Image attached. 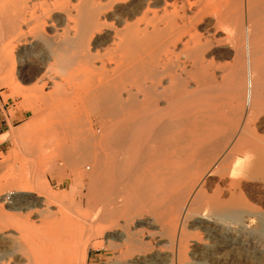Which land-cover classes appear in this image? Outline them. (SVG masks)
Returning <instances> with one entry per match:
<instances>
[{
  "label": "bare ground",
  "instance_id": "obj_1",
  "mask_svg": "<svg viewBox=\"0 0 264 264\" xmlns=\"http://www.w3.org/2000/svg\"><path fill=\"white\" fill-rule=\"evenodd\" d=\"M10 1L0 13V65L16 77L1 87L44 105V132L86 138L73 146L78 156H60L94 162L97 229L124 242L126 264H264V212L244 193L248 178L264 182V163H235L256 144L248 121L264 109V0H162L158 10L130 0ZM207 16L213 30L203 32ZM28 24L41 43L21 51L15 73V47L28 39L10 33ZM216 47L233 63L216 64ZM16 195L12 207L30 212L16 220L0 205L2 237L14 238V229L22 239L33 213L45 224L32 253H10L25 264L72 257L55 223L62 208L51 209L56 197L33 184Z\"/></svg>",
  "mask_w": 264,
  "mask_h": 264
},
{
  "label": "rangeland",
  "instance_id": "obj_2",
  "mask_svg": "<svg viewBox=\"0 0 264 264\" xmlns=\"http://www.w3.org/2000/svg\"><path fill=\"white\" fill-rule=\"evenodd\" d=\"M130 1H134L136 4H139V2L143 4L151 3V8H157L155 10H158L160 4L164 0ZM130 1L124 0V3L130 4L128 3ZM194 1L202 5L204 3L212 5L214 3L220 2V0ZM6 2H8V0H0V13L2 15L3 13L11 11V1L9 2L10 4ZM120 8L121 7H119L118 9ZM2 9L5 10L3 11V13L1 11ZM213 18V16L205 17L198 26V28L200 27L199 30L203 32L213 30L212 26L213 22L215 21V18ZM25 26L26 27L23 26L22 29H20L21 31L19 30L15 32V34L18 33V35L21 34V36L10 33V35H14L13 37L15 38L24 36L28 39L25 44L21 43L20 45H18V47H15V73L18 69L19 64L17 62H19L20 60V57L18 56L19 54H21V51L24 48H34L36 45L41 43L40 40L37 38L34 30H32V26L30 25L31 28H29V26L27 25ZM218 34L219 36L222 35L220 34V32ZM7 35L9 36V34ZM214 50L215 51L212 57L216 64L227 65L233 63V56H228L224 48L216 47ZM57 76H59V74ZM13 77L15 78L16 75L11 72L8 62L1 63L0 106L2 107L3 104H5V107H9L7 112L10 114L11 117L15 116V114H22V122L17 123V125L15 126L11 125L10 131H7L0 135V145H2L4 141H7L5 146L2 145L0 147V205L2 206L4 212H6L7 215L10 217L13 216V218H17L16 220L25 219L30 210L12 207L13 204L11 202L12 200L10 199L17 196L16 194H18V191L21 187H25L32 184L37 185L45 191L46 195L56 197L53 202L54 205L51 206V209L61 207L64 213L63 218H60L59 220L55 221V223L57 228H59V237L61 236V240L64 241V243L73 246L71 249L73 250V252H75V254L73 253L74 255L72 254V257L70 258L67 257V261L65 259L62 264H126V260L128 257L121 256L119 254V251L124 248V242L117 241L115 243H109L107 240V234L109 233L106 231H104L103 233L100 229H97L99 223L95 220L96 206L94 203L92 179L90 175V173L93 171L94 162L91 159H85L77 163H71L68 160H64V157L67 153L68 155L71 154L78 156L79 152L76 151L73 146L75 143H79L80 140L82 141L80 143L84 144L86 142V138H84V136L81 137L80 135V137L76 135L60 136L58 134H48V132H44L42 129L43 122L46 119V112H44L43 114L44 105L41 106V104L37 103L35 100H29L28 102L25 101L24 97L16 91L17 88L14 86L6 88L1 87L2 79H14ZM24 82L26 83V85L21 86L25 89H29L32 92L34 85L30 81L24 80ZM16 83L17 81L15 82V84ZM254 115L250 118L248 123L250 130H252L251 134L254 135V138L257 137L254 139V143L256 144H253V147H249L250 151L248 150L247 156H250L248 158L246 155L244 156L243 154H241L239 157L240 159L238 158L235 163H238V161L239 163H264V109L260 111V114L258 111ZM230 117V115H226L225 120H231L233 116L231 117V119ZM233 119L235 118L233 117ZM233 121H231L230 123L233 124L232 126L234 128L235 123ZM238 121H235L236 124L240 123V121ZM96 123L97 121H95L94 126L95 132L96 134L98 132V134H100V128ZM230 123H228L227 125H229ZM240 124L237 125V127L240 126ZM222 125L226 127V125H224L223 123ZM221 126L219 127L221 129H224L223 126ZM237 127L235 129H238ZM226 128L228 129V127ZM230 129L232 128H229V131ZM59 138H63V140H60ZM58 139L59 141H57ZM60 141H63V144ZM63 145H67L70 151H62L60 147H62ZM254 145H256V147ZM71 149H74L75 151ZM60 155H64V157ZM256 158H258V161L256 160ZM210 179H213L214 181L216 177L214 178V176H212L210 177ZM103 180L105 181L106 178L104 177ZM262 182L263 181L260 178H248L246 181L247 184H245L244 186V193L248 197L250 202L254 205V207H256V210L264 212V182ZM99 195L103 197L102 204L106 206L103 207L101 205V207L103 213H106L108 210L107 203L108 199L110 198L109 196L111 195V192L107 186H104L100 190ZM6 197L7 199L3 200ZM34 215V213L31 215V223H33L29 227V229L31 230H29V232L28 228L24 230V237L22 238L24 241L19 237V233L13 231L14 229L10 231L15 235L14 238L11 239L2 237V233L0 230V264L26 263L25 255V257H22L20 255H13L10 253V251L14 248L25 247V251L30 250L29 252L32 253V250L35 248L33 244L38 241V236L44 230L45 224L44 222H41L39 217H34ZM62 220H67L68 224L66 226L63 225ZM27 237H33V239H28ZM32 240L33 242H31ZM27 246H29L30 248ZM81 246L86 248L87 258L85 260L81 259V253L83 251L81 250L83 249V247ZM236 264H244V261H238V263L236 262Z\"/></svg>",
  "mask_w": 264,
  "mask_h": 264
},
{
  "label": "crops",
  "instance_id": "obj_3",
  "mask_svg": "<svg viewBox=\"0 0 264 264\" xmlns=\"http://www.w3.org/2000/svg\"><path fill=\"white\" fill-rule=\"evenodd\" d=\"M6 105L0 106V135L3 133L10 131L11 125L15 126L17 123L22 122V114H15V116L11 117L7 112L9 107H5ZM7 108V109H6ZM7 141H4L2 145L5 146ZM0 145V147L2 146Z\"/></svg>",
  "mask_w": 264,
  "mask_h": 264
}]
</instances>
